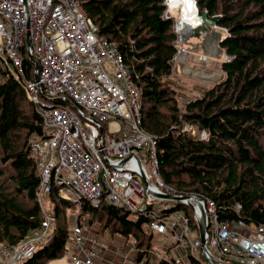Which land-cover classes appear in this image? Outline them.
<instances>
[{
  "label": "trees",
  "instance_id": "16d2710c",
  "mask_svg": "<svg viewBox=\"0 0 264 264\" xmlns=\"http://www.w3.org/2000/svg\"><path fill=\"white\" fill-rule=\"evenodd\" d=\"M195 1L200 14L219 17L217 26L227 31L220 46L230 60L221 65L220 82L196 88L200 96L186 105L183 115L180 92L171 79L177 55L176 19L172 12L166 17V0L81 3L100 35L117 45L131 68L141 92V126L155 140L164 183L176 194L211 200L220 221L231 225L241 221L254 229L264 224V0ZM26 66L35 67L29 59ZM0 74V244L14 247L42 224L36 198L39 166L30 143L32 137H42L44 129L17 81ZM185 124L192 131H183ZM49 201L50 239L19 264H49L63 259L71 247L67 212L75 205L61 199L55 188ZM236 205L241 206L238 212ZM81 206L99 234L107 231L133 240L138 262L150 254L153 234L146 230L147 214L104 200L97 208L86 202ZM174 210H183L197 233L191 210L177 203L165 212ZM130 214L137 215V221Z\"/></svg>",
  "mask_w": 264,
  "mask_h": 264
},
{
  "label": "built area",
  "instance_id": "2783aa9c",
  "mask_svg": "<svg viewBox=\"0 0 264 264\" xmlns=\"http://www.w3.org/2000/svg\"><path fill=\"white\" fill-rule=\"evenodd\" d=\"M220 31L227 34L223 28ZM182 44L180 39L175 42L178 67L182 57L190 55ZM29 57L37 61V69L24 65ZM220 58L230 59L224 52ZM197 59L210 62L209 57L204 62L201 56ZM0 63L20 76L30 72L37 80L17 82L35 106L44 129V135L34 136L30 143L40 170L36 197L44 219L17 246L18 252L0 246V264L27 260L49 239L51 218L42 201L54 187L61 198L77 205L86 201L97 208L104 200L132 213L147 214L146 230L167 238L168 243L162 250L152 245L151 256L139 263L132 258L137 252L132 245H116L124 264H158L166 260L167 252H172L174 264H197L192 258H197L196 250L209 264H264V224L250 230L241 221L237 225L222 222L211 200L176 195L162 181L155 140L141 128V92L131 68L117 45L100 36L81 0H0ZM198 96L180 98L181 115ZM183 131L192 128L185 124ZM169 194L180 200L164 198ZM177 203L191 210L198 226L205 217L204 247L192 233L186 213L165 212ZM240 208L236 205L235 210ZM69 241L73 246L67 252L69 264H100L102 249L113 251L114 247L112 242L102 244L97 234L76 224ZM174 246L183 255L169 250Z\"/></svg>",
  "mask_w": 264,
  "mask_h": 264
},
{
  "label": "rangeland",
  "instance_id": "374dc122",
  "mask_svg": "<svg viewBox=\"0 0 264 264\" xmlns=\"http://www.w3.org/2000/svg\"><path fill=\"white\" fill-rule=\"evenodd\" d=\"M184 1L185 0H175L174 4L177 5V7L175 8L176 10L178 9L177 11H180L179 8H180V5H181V2H184ZM179 3H180V5H179ZM177 15L178 14L176 13L173 16L176 19V22H177V18H179V15L178 16ZM215 28H217V27H215ZM200 40H198V39H196L195 41L193 40L192 44H189L188 46L187 45L183 46L185 49H187L188 51L192 52V55H189V57L186 58V59L182 58L183 62H182V64H180L179 67L177 66V64L175 62H173V70H172V74H171V79L174 82L173 83L174 87L180 92L179 105H180V98L181 97L192 96L193 93L199 94L197 89H196V88H198V86L211 87L212 85H215L216 83L220 82L222 80V78L224 77V74H223L222 69H221V65L225 61L223 60V58H220V55L219 56L215 55V56H217V58H215V56H213L215 59L212 58V56H211L210 57L211 61L209 63H200V62H198V59H197L198 56H203L205 54V52H203V46H202V43H201L202 41H200ZM189 46H191V47H189ZM187 64L190 67V71L186 70V68H187L186 65ZM193 66H197L195 71H194ZM214 72H220L221 74L219 75V77L216 80H212L211 79L212 77H210V79L208 81L206 76H208V75H210L211 73H214ZM193 73H194V75H193ZM200 80H203V81H200ZM199 96H200V94H199ZM72 204H74L75 207H73V209L68 210V212H67L68 220L70 222V227L72 228L75 224H81L84 227L85 230H90V231L93 230V232L96 233L95 231H98L97 224L96 223L95 224H91L89 222L90 216L88 214H82V211H81L82 206L81 205H77L76 203H72ZM42 206L46 210H48V212L50 214V211H49V209H50L49 196L46 197L42 201ZM91 214H92V220L96 222L97 221V217L94 215L93 212H91ZM130 217H131L132 221H137V218H138L137 215L130 214ZM198 232H199V228L197 230V233ZM108 233L109 232L105 233L102 236H100V235L99 236L100 237H103L105 235L109 236L110 234H108ZM193 234L196 237H200V235L196 234L195 232H193ZM124 240L126 242L130 241V240L126 239V238H124ZM165 243H168V239L167 238H164L163 236H160L159 234H154L153 235L152 245H155L160 250H162ZM132 244L134 245V241H132ZM195 255L201 261L202 264H209V262L205 259V257L201 254V252L199 250H196ZM218 257H220V256H218Z\"/></svg>",
  "mask_w": 264,
  "mask_h": 264
},
{
  "label": "crops",
  "instance_id": "0c3cea01",
  "mask_svg": "<svg viewBox=\"0 0 264 264\" xmlns=\"http://www.w3.org/2000/svg\"><path fill=\"white\" fill-rule=\"evenodd\" d=\"M179 5H180V3H179ZM196 5H197V3H196ZM172 10H175V9H172ZM177 10H175L174 12L172 11V13L176 14ZM179 10H180L181 14H180L179 18H177L178 25H180V22L182 21V20L180 21V18L183 19V16L185 19H189V22L191 23L188 31H184L185 34H182L185 38V45L188 46L189 44H192L193 40L194 41L196 39L200 40L202 38L200 41H202L201 43L203 46V52H205V53L209 52L210 54L212 53V54L217 55V56L221 55L224 50L221 48L220 42H221L222 37L224 35L220 31V28L210 27L208 25H205V23H202L201 19L199 18L200 12H199L198 8L195 6V4L193 3V0L192 1L191 0H187V1L185 0L184 2H181ZM189 47H191V46H189ZM193 68L195 71L197 66H193ZM210 77L211 76H209V75L206 76L208 81H209ZM200 81H203V80H200ZM88 231H90V230H88ZM98 231H99V228H98ZM98 231H95V232L97 233V236L100 238L102 244L106 245V244L111 243V242L114 244V245H112V246H114L113 251L112 250H106L105 251L104 248L102 249V252H100V257H99L100 264H124L121 253L117 252L116 245H120L123 242H124V244H132L133 240L126 242L124 240V237L111 236V235H109V236L105 235L103 237H100V236L104 235L105 233H107V231L104 232L103 234H99ZM92 232H93V230H92ZM72 249H73V246L70 247V249L67 252L71 253ZM175 252H177V251H175ZM178 252H180L179 255H183L181 253V251H178ZM136 255H137L136 253H133L132 258H136ZM68 256L69 255H66L63 259H60V260H54V261L50 262L49 264H55V262L62 261V260H65V262H63V264H69Z\"/></svg>",
  "mask_w": 264,
  "mask_h": 264
},
{
  "label": "bare ground",
  "instance_id": "6f19581e",
  "mask_svg": "<svg viewBox=\"0 0 264 264\" xmlns=\"http://www.w3.org/2000/svg\"><path fill=\"white\" fill-rule=\"evenodd\" d=\"M192 1V0H191ZM193 1H195V0H193ZM175 3V0H167V2L165 3L166 5H167V7H168V12H167V14H166V17H171L170 15H172L171 14V12L173 11H175L176 9V7H177V5H175L174 4ZM193 3H196V1L195 2H193ZM172 9H175V10H172ZM84 10V9H83ZM171 11V12H170ZM85 12V11H84ZM179 16H180V11H177L176 12ZM191 13V12H190ZM87 15V14H86ZM177 15V16H178ZM88 17V16H87ZM89 18V17H88ZM90 19V18H89ZM182 20V21H181ZM92 21V20H91ZM180 25H178V22H176V26H175V31H176V33L178 34V40L180 39V40H182L183 41V44H182V46H184L185 45V38H184V36L182 35V34H185L184 33V31H188V29H189V26L191 25V23L189 22V19H185L184 18V16H183V19H181L180 18ZM93 22V21H92ZM182 32V33H181ZM100 34V33H99ZM101 36V35H100ZM102 37H104V36H102ZM108 42H110L106 37H104ZM184 48V47H183ZM205 50V49H204ZM190 52V51H189ZM221 54V53H220ZM190 55H192V52H190ZM198 56V55H197ZM206 56V57H205ZM212 56V58H214L213 56H215L214 54H210L209 52H206L203 56H201V60H202V62L204 61V59L206 60V58L207 57H211ZM176 57V56H175ZM175 57H174V59H175ZM199 57V56H198ZM31 58H33V57H29V58H25V62H24V65L26 66V59H29V60H31ZM183 59L185 58L184 56L182 57ZM215 58H217V56H215ZM214 58V59H215ZM199 60V59H198ZM230 60V59H229ZM228 60V61H229ZM32 61V60H31ZM36 61V60H35ZM174 61V60H173ZM210 61H211V58H210ZM33 62V61H32ZM37 62V61H36ZM226 62V61H225ZM38 64V63H37ZM33 65L35 66L34 67V69H37L38 67H36V65L33 63ZM187 66V68H186V70L187 71H190V67H189V65L187 64L186 65ZM27 68H28V66H26ZM30 69H32V67L30 68H28V70H30ZM200 70V69H199ZM198 70V71H199ZM197 71V70H196ZM0 72H5L7 75L6 76H9V77H11V78H13L14 80H16V81H19V82H21V83H26V82H36L37 80L36 79H34V78H32L31 77V73L30 72H28V75H26V74H24V75H18V74H16V73H14V72H12L5 64H3V63H0ZM203 72V71H202ZM195 73V72H194ZM194 73H193V75H194ZM221 73L220 72H214V73H211L209 76H211L212 78V80H216L218 77H219V75H220ZM1 75V74H0ZM202 75V74H201ZM35 77V76H34ZM36 78V77H35ZM4 80H5V78H4ZM18 83V82H17ZM19 84V83H18ZM137 85V84H136ZM138 87V86H137ZM22 88V87H21ZM23 90V89H22ZM24 91V90H23ZM198 98V97H197ZM196 98V99H197ZM140 100H141V97H140ZM142 122V121H141ZM105 128H106V126H105ZM141 128H142V126H141ZM143 129V128H142ZM101 131H103V128L101 129ZM202 133H204V132H202ZM33 138V137H32ZM203 140V139H202ZM155 146H156V144H155ZM33 155V154H32ZM156 155H157V152H156ZM37 160V159H36ZM158 160V159H157ZM39 166V165H38ZM39 173H40V170H39ZM160 175V174H159ZM40 180H41V178H40ZM163 181V180H162ZM164 182V181H163ZM55 188V187H54ZM53 188V189H54ZM170 188V187H169ZM52 189V190H53ZM56 190H57V193H58V189L57 188H55ZM52 190H51V192H52ZM50 192V193H51ZM50 193L46 196V197H48L49 195H50ZM176 194V193H175ZM59 195V194H58ZM176 195H180V194H176ZM167 196H175V195H173V194H169V195H167ZM167 196H164V198H166ZM45 197V198H46ZM59 197H60V195H59ZM175 197H177V196H175ZM184 197H186V196H184ZM37 198V197H36ZM61 198V197H60ZM179 198V197H178ZM61 199H63V198H61ZM63 200H65V199H63ZM179 200H180V198H179ZM66 201H68V200H66ZM103 201V200H102ZM70 202V201H69ZM84 202H86V201H84ZM84 202H81V204H79V205H82V203H84ZM73 203V202H72ZM86 203H88V202H86ZM89 204V203H88ZM109 204V203H108ZM90 205V204H89ZM91 206V205H90ZM100 206V205H99ZM92 207V206H91ZM95 208V207H94ZM121 208V207H120ZM46 210V209H45ZM181 211H183V210H181ZM46 212L49 214V212H48V210H46ZM184 212V211H183ZM185 213V212H184ZM49 216H50V214H49ZM42 217H43V210H42ZM44 219V218H43ZM43 221V220H42ZM42 225V224H41ZM76 225H81V224H76ZM260 226V225H259ZM41 227V226H40ZM39 227V228H40ZM258 227V226H257ZM38 228V229H39ZM256 228V227H255ZM254 228V229H255ZM250 230H254V229H252V228H249ZM35 230H37V229H35ZM34 230H32V231H30L29 233H31V232H33ZM148 232V231H147ZM194 232V230H192V233ZM206 232V231H205ZM28 233V234H29ZM149 233V232H148ZM196 233V232H195ZM27 234V235H28ZM151 234V233H150ZM197 234V233H196ZM154 235V234H153ZM198 235H200V237H198L199 238V244H200V246L201 247H204L203 245H202V241H201V231L199 232V234ZM205 237H206V233H204V239H205ZM49 239H50V235H49ZM48 239V240H49ZM47 240V241H48ZM47 241H45V242H47ZM22 242V241H21ZM20 242V243H21ZM45 242H42L41 244H43V243H45ZM19 243V244H20ZM19 244H17L16 246H14V247H8L7 245H4V244H0V246H5V247H7V248H9V251L10 252H18V245ZM41 244H39V245H41ZM166 244V243H165ZM205 244H206V240H205ZM38 245V246H39ZM130 245H132L134 248H135V246L133 245V244H130ZM37 246V247H38ZM36 247V248H37ZM178 248V249H177ZM136 249V248H135ZM168 249V248H167ZM36 250V249H35ZM170 251L171 250H173V251H177V252H174V253H176L177 255H179L180 254V252H178L179 250L181 251V253H184V252H182L183 250L181 249V248H179L178 246H174V247H172V248H170L169 249ZM134 253H136L137 255H138V251L137 252H134ZM170 253H172V252H167V253H165L164 254V256H165V258H166V260H163V261H161V262H171V256H170ZM34 254V253H33ZM137 255H136V257H137ZM151 256V252H150V254L148 255V256H145L144 258H142L141 260H143V259H145V258H149ZM32 257V256H31ZM30 257V258H31ZM29 259V258H28ZM27 259V260H28ZM135 260H136V258H135ZM26 261V260H25ZM23 262V261H22ZM63 262H65V260H62V261H58V262H55V264H63ZM137 263H139L138 261H136ZM161 262H159V263H161ZM218 264H219V262L218 261H216ZM21 263V262H20ZM158 263V264H159ZM19 264V263H18ZM198 264V263H197ZM214 264V263H213Z\"/></svg>",
  "mask_w": 264,
  "mask_h": 264
},
{
  "label": "water",
  "instance_id": "95a60500",
  "mask_svg": "<svg viewBox=\"0 0 264 264\" xmlns=\"http://www.w3.org/2000/svg\"><path fill=\"white\" fill-rule=\"evenodd\" d=\"M166 2H167V0H166ZM193 2H195V1H193ZM194 4L197 7L196 3H194ZM199 18L201 19L202 23H205V25H208L210 27H216L217 26V23H218V20H219V17L218 16H214V17H211L210 18L207 15V13L200 14L199 15ZM31 60L36 65V67H38V64L35 61V59L34 58H31ZM166 198L167 199H171V200H175V201H179V198L178 197H175V196H167ZM199 228H200V231H201V241H202V245L205 246L204 233H205L207 227H206V224H205V217L204 216H203L202 221L199 223ZM214 264H218V263L216 261H214Z\"/></svg>",
  "mask_w": 264,
  "mask_h": 264
}]
</instances>
